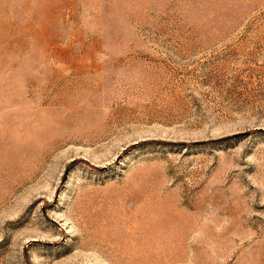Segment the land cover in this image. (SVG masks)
Masks as SVG:
<instances>
[{
	"label": "rangeland",
	"instance_id": "374dc122",
	"mask_svg": "<svg viewBox=\"0 0 264 264\" xmlns=\"http://www.w3.org/2000/svg\"><path fill=\"white\" fill-rule=\"evenodd\" d=\"M0 264H264V0H0Z\"/></svg>",
	"mask_w": 264,
	"mask_h": 264
}]
</instances>
